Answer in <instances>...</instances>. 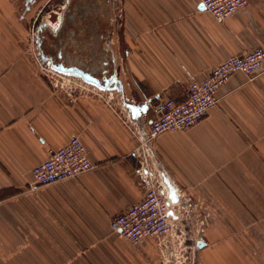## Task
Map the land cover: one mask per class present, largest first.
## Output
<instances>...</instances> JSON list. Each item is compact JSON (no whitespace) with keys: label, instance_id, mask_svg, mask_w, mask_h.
Segmentation results:
<instances>
[{"label":"crops","instance_id":"1","mask_svg":"<svg viewBox=\"0 0 264 264\" xmlns=\"http://www.w3.org/2000/svg\"><path fill=\"white\" fill-rule=\"evenodd\" d=\"M31 1L24 0L23 15ZM247 1L217 23L201 0H119V45L106 76L120 81L122 101L110 107L95 96L69 95L40 73L31 42L42 61L43 24L30 42L25 23L13 21L15 0H0V264H160L154 240L132 246L109 230L110 219L144 194L137 141L121 105L133 104L138 112L128 110L130 117L146 129L158 99L178 100L188 81L225 58L264 49V0ZM73 136L94 168L33 186L32 168ZM150 150L146 167L162 172L184 204H204L205 221L221 224L208 231L199 264H238L234 239L250 233L234 224L264 223V67L253 78L232 75L196 126L159 135ZM255 235L264 239V231Z\"/></svg>","mask_w":264,"mask_h":264},{"label":"built area","instance_id":"2","mask_svg":"<svg viewBox=\"0 0 264 264\" xmlns=\"http://www.w3.org/2000/svg\"><path fill=\"white\" fill-rule=\"evenodd\" d=\"M201 4L203 10L217 23H223L236 12L245 9L248 1L201 0ZM39 62L45 64L43 68L46 76L52 80L65 79L68 83L71 79L79 81L77 86L69 85L65 88L69 95L95 96L104 100L110 107L117 102L114 99V91L101 90L79 78L59 74L50 67L49 61ZM263 67L264 49L261 47L225 58L213 66L204 78L188 81L181 90L180 99L170 97L158 99L151 107L152 119L146 129L136 126V122L130 117L122 102L121 119L137 141L134 155L139 159V167L136 174L144 188V194L141 200L110 219L109 230L112 234L126 240L132 246L138 245L146 238L154 240L157 248L161 250L160 264L169 263L164 254L169 248L174 250L171 247L173 239L183 235L177 228V223H183L185 219L179 216V209L190 218L198 212L196 208L201 209L203 204L200 202L194 205L184 204L178 193L175 194L176 200L174 202L171 200L163 173L159 171L154 173L146 167L145 161H151L150 144L163 133L186 131L196 126L217 104L220 88L229 82L232 75L242 74L247 78H253ZM93 168L94 165L88 158L83 142L77 136H73L63 147L50 152L46 160L32 168V185L39 187L63 182ZM198 242L199 239L194 245L196 246ZM173 263L177 264L176 259Z\"/></svg>","mask_w":264,"mask_h":264},{"label":"rangeland","instance_id":"3","mask_svg":"<svg viewBox=\"0 0 264 264\" xmlns=\"http://www.w3.org/2000/svg\"><path fill=\"white\" fill-rule=\"evenodd\" d=\"M65 3V0H32L27 5L29 6V11L23 15L21 8L24 5V0H15L14 6L17 7V11L13 16V21L25 23L27 30L26 39H35L36 30L40 25L46 24L44 28L46 30L43 32L44 35L56 27L57 19L61 16V12L64 10ZM119 28V20L113 21L109 32L111 51L113 49L117 50V46L119 45ZM31 44V49L33 48L32 56L36 67L40 73L46 76L45 69L43 68L45 64L37 60L36 57L38 53L36 52L32 42ZM55 80V84H57V86L61 85L62 88H66L69 85L77 86L76 84L79 83V81L75 79H71L69 83L65 79L57 78ZM114 99L117 102H121L120 96L116 92L114 94ZM196 210L198 212L195 214H198L199 219L203 218L202 221L196 222L192 217L189 218L185 216L183 223H177V228L182 231L183 235L178 238H174L171 245L174 250L169 248V250L164 254V258L169 262L168 264H174L173 262L175 259L177 264H199L201 247L205 245V242L208 243V231L218 228L221 225L218 222L205 221L207 218V213L205 211L204 204L201 209L196 208ZM233 228L234 231L239 233L242 231H247L250 233L249 237L234 239V241L236 243L238 242L241 246V251H239L240 255L237 256L236 260H234V263L264 264V239L257 238V235H255L256 231H264V223H239L234 224ZM198 239L202 244L201 247H198L197 244L196 246L194 245V242Z\"/></svg>","mask_w":264,"mask_h":264},{"label":"flooded vegetation","instance_id":"4","mask_svg":"<svg viewBox=\"0 0 264 264\" xmlns=\"http://www.w3.org/2000/svg\"><path fill=\"white\" fill-rule=\"evenodd\" d=\"M65 1L56 27L51 28L48 49L40 40L41 53L55 66L73 68L102 81L100 76L112 70L109 32L119 13V0Z\"/></svg>","mask_w":264,"mask_h":264},{"label":"water","instance_id":"5","mask_svg":"<svg viewBox=\"0 0 264 264\" xmlns=\"http://www.w3.org/2000/svg\"><path fill=\"white\" fill-rule=\"evenodd\" d=\"M43 27H45V26H43ZM40 55H41V59L43 62H47V61L50 62V67L53 70L69 73L70 76L75 77V78H79V79L83 80L84 82H87L88 84L96 86L98 89L105 90V91H115L118 94L122 95L121 83L119 80H117V78H115V76L113 74L110 76H106V74H103L104 79H102V81H99L98 79H96V78H94L88 74H84V73H82L76 69H73V68L65 69L61 65L55 66L51 63V60L46 58L45 56H43L42 53ZM124 105L127 108V110L130 111L131 115L133 117H135L134 113L138 112L136 107L127 101L124 103ZM165 184H166L168 190L171 192L170 198L174 202L176 200L175 192L173 191L172 187L167 182H165ZM197 246L201 247L202 246L201 242H198Z\"/></svg>","mask_w":264,"mask_h":264},{"label":"trees","instance_id":"6","mask_svg":"<svg viewBox=\"0 0 264 264\" xmlns=\"http://www.w3.org/2000/svg\"><path fill=\"white\" fill-rule=\"evenodd\" d=\"M45 27H42L40 32H38V37H39V41L41 40L42 42L44 41L43 43V47L47 48L49 47V39L51 37V31H49L46 35L43 34L44 29ZM41 41H40V44H41Z\"/></svg>","mask_w":264,"mask_h":264},{"label":"bare ground","instance_id":"7","mask_svg":"<svg viewBox=\"0 0 264 264\" xmlns=\"http://www.w3.org/2000/svg\"><path fill=\"white\" fill-rule=\"evenodd\" d=\"M60 19V18H59ZM65 75H69V74H65ZM117 93V92H116ZM120 95V94H119Z\"/></svg>","mask_w":264,"mask_h":264}]
</instances>
